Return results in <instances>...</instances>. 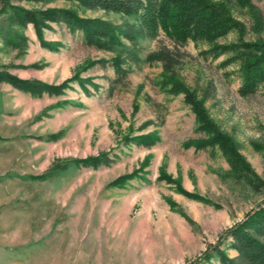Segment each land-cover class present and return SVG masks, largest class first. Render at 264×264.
Returning <instances> with one entry per match:
<instances>
[{
	"label": "rangeland",
	"instance_id": "374dc122",
	"mask_svg": "<svg viewBox=\"0 0 264 264\" xmlns=\"http://www.w3.org/2000/svg\"><path fill=\"white\" fill-rule=\"evenodd\" d=\"M10 3L24 9H75L62 0ZM252 3L263 21L259 37L264 42V0ZM77 13L115 24L130 21L101 11ZM232 14L246 27L245 38H255L246 13L233 8ZM50 27L43 39L59 42L57 52L42 49L28 24L23 51L0 46V71L48 85L78 71L97 89L86 86L87 95L72 83L62 95L34 98L0 82V264H198L227 229L261 203L264 193H251L224 176L228 166L216 148L181 147L202 134L194 132L182 95H167L155 85L160 64L145 57L160 47L172 54L180 79L204 99L209 117L233 137L240 156L262 179L261 156L250 142L261 140L264 132V90L239 97L234 69L220 68V59H203L200 44L173 43L162 34L138 40L136 58L125 59L126 73L117 77L108 63L111 52L84 45L79 34L60 25ZM233 39L230 34L222 42ZM98 60L106 63L79 70L86 61ZM62 101L69 103L57 107ZM152 131L158 140L149 147L122 139ZM58 133L57 139L46 140ZM103 152L105 165L70 168L45 180L28 178L54 163ZM136 169L142 178L128 179L120 188L109 186ZM159 169L170 183L157 179ZM224 253L235 256L231 250Z\"/></svg>",
	"mask_w": 264,
	"mask_h": 264
},
{
	"label": "trees",
	"instance_id": "16d2710c",
	"mask_svg": "<svg viewBox=\"0 0 264 264\" xmlns=\"http://www.w3.org/2000/svg\"><path fill=\"white\" fill-rule=\"evenodd\" d=\"M26 3L44 5L56 0H16ZM74 3L75 9L63 8H30L24 9L10 3V0H0V46L21 52L26 47L23 31L30 24L39 46L48 52H57L61 47L59 42L45 41L43 31L51 30L50 24L60 25L67 32L79 34L84 45L97 50L111 52L113 55L108 63L115 76H123L126 70L122 67L125 59L136 58L133 45L138 40L154 39L159 34L177 44L191 42L202 45L199 55L203 59L219 60L220 68L231 67L238 79L236 93L241 98L254 95L264 90V42L259 37L263 31V21L260 13L253 5V0H62ZM260 1V0H258ZM233 8L246 13L252 26L250 33L255 38L246 39V27L237 20ZM77 10L101 11L115 14L130 21L115 24L101 18H86L79 16ZM230 34L234 39L222 42ZM125 43L131 47H127ZM147 62H157L161 71L155 85L167 95H182V103L193 115V130L202 134V138L186 140L181 144L183 149L192 148L201 151L216 148L228 166L224 176L237 182L247 191L254 194L264 193V179L257 176L240 156L238 144L230 134L223 131L209 117L203 106L204 99L197 98V92L188 88L177 73V62L172 54L164 48H158L154 54L145 57ZM104 60L86 61L79 70H86L99 64L104 66ZM35 67V65H33ZM0 82L9 84L13 89L30 97L39 98L42 95H62L75 83L80 90L88 95L86 86L93 90L97 86L89 78H80L78 71L57 85H48L37 80H22L0 71ZM62 101L57 107L68 104ZM134 109H137L134 106ZM148 123L142 124L145 127ZM60 133L50 135L46 140H55ZM123 141L138 146L149 147L157 140L155 131L129 137ZM251 148L261 156L264 166V132L261 140L251 141ZM106 153L88 156L52 164L45 173L29 179L45 180L61 175L70 168H96L108 162ZM147 164L143 160L142 166ZM141 169L130 174L117 177L109 186L120 188L128 179L142 178ZM158 180L170 183L172 180L159 169ZM176 192L190 198L194 195L185 193L179 187ZM170 205V203H169ZM226 243V245H225ZM224 250H231L235 256L229 258ZM214 259L218 264H264V199L251 210L242 221L227 229L223 238L211 247L197 262L208 264Z\"/></svg>",
	"mask_w": 264,
	"mask_h": 264
}]
</instances>
